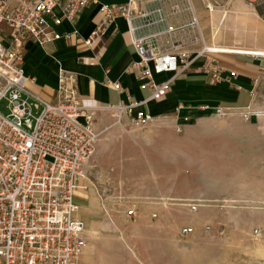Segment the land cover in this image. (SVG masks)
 Returning <instances> with one entry per match:
<instances>
[{
    "label": "built area",
    "instance_id": "obj_1",
    "mask_svg": "<svg viewBox=\"0 0 264 264\" xmlns=\"http://www.w3.org/2000/svg\"><path fill=\"white\" fill-rule=\"evenodd\" d=\"M93 2L97 0H0V104L4 102L1 107L6 109L0 110V264H84L87 240L83 223L75 216L73 193L87 175L101 134L100 119L109 115L114 121L127 117L137 125L152 122L153 116L142 106L165 96L174 78L189 67L188 49L194 48L196 56L217 50L205 44L192 0L99 3L101 19L81 36L84 45L97 56L106 26L121 17L136 55L129 70L135 71L148 96L87 106L76 90L75 74L59 68L55 100L36 97L26 88L25 42L30 39L42 46L67 37L58 25L72 21ZM210 6L204 3L207 13ZM204 70L212 84L224 78L212 60ZM157 74L166 76L157 80ZM106 82L121 92L116 82ZM229 109L234 108L214 110ZM124 212L133 216L134 206L129 203ZM187 231L184 227L181 233Z\"/></svg>",
    "mask_w": 264,
    "mask_h": 264
},
{
    "label": "rangeland",
    "instance_id": "obj_2",
    "mask_svg": "<svg viewBox=\"0 0 264 264\" xmlns=\"http://www.w3.org/2000/svg\"><path fill=\"white\" fill-rule=\"evenodd\" d=\"M218 19L208 47L221 45ZM186 123L100 119L80 218L94 264H264V117L198 109Z\"/></svg>",
    "mask_w": 264,
    "mask_h": 264
},
{
    "label": "crops",
    "instance_id": "obj_3",
    "mask_svg": "<svg viewBox=\"0 0 264 264\" xmlns=\"http://www.w3.org/2000/svg\"><path fill=\"white\" fill-rule=\"evenodd\" d=\"M126 0H97L89 3L72 21L63 20L57 30L67 37L40 46L27 40L23 47V72L28 77L26 88L43 100L53 102L58 83L59 68L75 74V87L81 101L87 106H103L126 102L130 99H145L149 91L140 88L135 79V71L129 64L136 59L126 33V25L121 17L106 26L104 45L97 54L84 45L81 36L89 34L101 19L99 3H123ZM201 20V28L211 29L214 13H219L218 37L221 45H210L217 49L194 55V48L188 49L189 67L178 74L165 96L146 102L143 109L153 116V123L169 122L175 127L187 125L189 115L198 109L206 112L215 108L231 107L249 113L254 119L264 117V0H219L218 4L203 0H192ZM215 4L207 13L204 3ZM202 6V7H201ZM198 9V10H197ZM202 10L205 14H202ZM54 12L61 15L60 8ZM206 19L204 23L202 21ZM214 30V29H213ZM77 31V32H74ZM203 33V31H202ZM212 31V39L214 38ZM219 47V49L217 48ZM212 60L222 69L224 77L212 84L209 73L204 70ZM233 71L235 76H229ZM165 74L154 77L161 80ZM106 81L116 82L121 92L111 88ZM85 180H79L73 193L75 216L94 204ZM81 221V220H80ZM83 223L84 236L94 234L93 225L86 219ZM92 248L85 247L81 260L84 264H94Z\"/></svg>",
    "mask_w": 264,
    "mask_h": 264
},
{
    "label": "bare ground",
    "instance_id": "obj_4",
    "mask_svg": "<svg viewBox=\"0 0 264 264\" xmlns=\"http://www.w3.org/2000/svg\"><path fill=\"white\" fill-rule=\"evenodd\" d=\"M210 7H211L210 12H211V11H212V6H210ZM210 12H209V13H210ZM197 15H198V14H197ZM198 17H199V16H198ZM199 19H200V18H199ZM207 46H208V45H207Z\"/></svg>",
    "mask_w": 264,
    "mask_h": 264
}]
</instances>
